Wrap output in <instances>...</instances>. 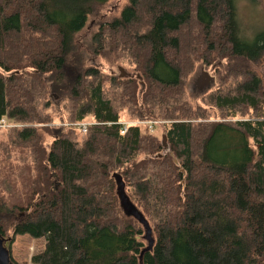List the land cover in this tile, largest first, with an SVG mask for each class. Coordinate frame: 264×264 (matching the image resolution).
<instances>
[{"label": "trees", "instance_id": "1", "mask_svg": "<svg viewBox=\"0 0 264 264\" xmlns=\"http://www.w3.org/2000/svg\"><path fill=\"white\" fill-rule=\"evenodd\" d=\"M109 1L0 0V120L31 162L14 233L44 239L33 264H264V92L248 66L264 31L243 35L238 0H127L79 40ZM118 51L140 80L87 65ZM198 63L216 65L217 89L196 86L192 104L185 82ZM51 95L65 101L62 122L97 123L83 142L39 127L54 123ZM120 112L158 122L169 152L157 157L160 138L147 127L121 135ZM113 173L152 229L142 256L143 228L121 211Z\"/></svg>", "mask_w": 264, "mask_h": 264}, {"label": "rangeland", "instance_id": "2", "mask_svg": "<svg viewBox=\"0 0 264 264\" xmlns=\"http://www.w3.org/2000/svg\"><path fill=\"white\" fill-rule=\"evenodd\" d=\"M127 3V0H110L104 6H101L96 14L89 17L84 29L79 34V40H90L91 35L94 34L102 23L109 22L114 17H116L123 6ZM238 20L243 31V35L248 39L252 40L254 35L260 31H264V0H238ZM187 36V34H185ZM130 52V50H128ZM126 55H122L123 58H117L116 54H122L121 51L117 53L112 52L110 60L103 58H91L87 65H90L96 69H100L105 72L107 76L118 75L119 78V67L123 68L124 71L133 76L138 75L135 65L133 64L134 58L129 52ZM128 55V56H127ZM136 56V55H135ZM248 66L257 74L261 82V88L264 92V52L259 59L248 63ZM216 67V65H214ZM202 63H198L194 73L186 79L185 82V92L188 101L192 104H196L197 101H201L202 94H198L196 86L198 87V82L202 77V71L204 69ZM213 67L206 70L210 73ZM125 79V78H119ZM217 80L215 83L209 85L210 88L217 89ZM105 94L107 97L114 99V92H117V88L106 82L104 84ZM143 90H138L139 95ZM208 92V91H207ZM205 94V93H204ZM50 100L52 102L51 106L47 109L48 113L54 118L53 124H41L39 127H65L66 130L74 131L75 139L78 142H83L86 138L88 131L85 135L80 134L72 123L62 122L60 119H65L68 115L63 108L65 101L59 99L56 95H51ZM117 100V98H116ZM52 108V109H51ZM119 123L125 124L128 127L139 126L142 130L147 127L148 133H154L160 138L161 152L159 155H166L168 152L164 153L162 149V136L163 128H157L155 131L152 127L158 122H153L154 124H149V121H140L133 119L128 116L125 112H120ZM2 120V119H1ZM84 122L91 123L90 126L95 125L92 119L87 118ZM136 122L139 123L136 124ZM143 122V123H142ZM74 124V123H73ZM89 126V127H90ZM151 126V127H150ZM146 131V130H144ZM153 131V132H152ZM7 131L0 128V232L2 231L4 235L11 237L12 246L11 257L13 261L17 264H33L32 257L40 254L45 247V241L43 238H32L29 235H17L14 233V225L20 220L24 219V213L19 209L23 205L25 207L28 204L27 197V183L25 179L27 176L31 175L28 171L31 166L29 157L26 155L27 152L24 148L15 147L9 144ZM125 134V133H124ZM121 135H123L121 133ZM51 140L49 139L48 143ZM167 143V142H166ZM15 180V183L13 182Z\"/></svg>", "mask_w": 264, "mask_h": 264}, {"label": "water", "instance_id": "3", "mask_svg": "<svg viewBox=\"0 0 264 264\" xmlns=\"http://www.w3.org/2000/svg\"><path fill=\"white\" fill-rule=\"evenodd\" d=\"M119 72V78H129L133 77L132 75L126 73L123 68L119 67L117 68ZM214 69V66H213ZM138 80H140L139 75H134ZM212 81V77L208 71L203 70L202 71V77L200 81L198 82L199 87H205L210 84ZM141 90L144 89V84L140 82ZM162 149L163 152L166 153L169 150V147L166 143V137L162 136ZM157 157H161V155H158ZM112 178L115 181V193L119 201V206L123 214L128 218H133L135 221H137L143 228L144 235L143 239L147 241L148 246L146 249H144L141 252V256L143 253L151 250L153 245V237H152V229L149 226L148 221L142 214V212L134 205V203L130 200L128 195L125 191V184L123 182L122 176L118 173H113ZM141 259V257H140ZM0 264H11L10 258H9V252L8 250L3 247V240L0 238Z\"/></svg>", "mask_w": 264, "mask_h": 264}, {"label": "built area", "instance_id": "4", "mask_svg": "<svg viewBox=\"0 0 264 264\" xmlns=\"http://www.w3.org/2000/svg\"><path fill=\"white\" fill-rule=\"evenodd\" d=\"M148 123L154 124L153 122H150V121ZM90 124L91 123H87V122H79V123L72 124V126L75 127L80 134L85 135L88 131ZM117 124L121 126L120 134L121 133L124 134L127 131L128 126L125 124L119 123V122ZM136 124L139 125L138 122H136ZM11 127H14V125L8 123L5 119L0 120V128L1 129H7V128H11Z\"/></svg>", "mask_w": 264, "mask_h": 264}, {"label": "flooded vegetation", "instance_id": "5", "mask_svg": "<svg viewBox=\"0 0 264 264\" xmlns=\"http://www.w3.org/2000/svg\"><path fill=\"white\" fill-rule=\"evenodd\" d=\"M0 238L3 240V247H5L8 252H9V258H10V263L11 264H17L13 261L12 257H11V246H12V238L11 237H8L6 235H4V233L1 231L0 232Z\"/></svg>", "mask_w": 264, "mask_h": 264}]
</instances>
